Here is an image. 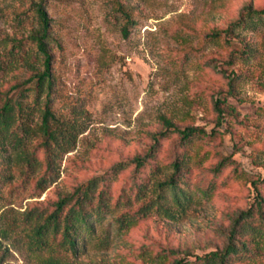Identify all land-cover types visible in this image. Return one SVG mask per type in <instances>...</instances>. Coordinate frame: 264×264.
Wrapping results in <instances>:
<instances>
[{
	"label": "rangeland",
	"instance_id": "374dc122",
	"mask_svg": "<svg viewBox=\"0 0 264 264\" xmlns=\"http://www.w3.org/2000/svg\"><path fill=\"white\" fill-rule=\"evenodd\" d=\"M40 1L0 0V61L19 41L31 52L26 65L0 67V105L13 85L26 86L24 80L44 69L33 38ZM247 4L261 9L264 0H44L53 84L51 95L45 90L36 102L29 95L30 130L15 124L18 137L0 154V264H174L222 247L217 229L248 206L251 181L264 196V24L226 32ZM122 11L135 21L127 36ZM215 32L222 35L210 37ZM226 36L255 49L246 61L221 65L239 74L233 89L209 64L228 59ZM45 109L54 116L50 126L66 137L62 146L50 144L53 155L39 129ZM165 120L218 133L180 145L175 132L145 167L127 163L112 171L144 156ZM176 153L184 159L179 189L189 197L180 205L168 192L158 199ZM224 156L231 160L217 170ZM100 175L110 210L92 223V233H82L79 249L73 252L60 236L37 241V215ZM150 200L174 217L152 210L129 225L118 220ZM249 247L250 257L231 264H264V233Z\"/></svg>",
	"mask_w": 264,
	"mask_h": 264
},
{
	"label": "trees",
	"instance_id": "16d2710c",
	"mask_svg": "<svg viewBox=\"0 0 264 264\" xmlns=\"http://www.w3.org/2000/svg\"><path fill=\"white\" fill-rule=\"evenodd\" d=\"M35 14L39 28L35 31L33 38L36 46L37 54H42L44 57V69L40 72L33 73L28 79L24 80L26 86H21V83L13 85V93L5 94L0 105V154L5 148V144L14 136V140L18 137L14 134L15 124L20 126L22 131L29 132L30 127L28 122L32 117V105L29 104V95L36 102L40 98L42 92L48 90L51 95L53 79L51 76V54L47 50L48 32L50 19L47 15L44 6V0L36 3ZM124 18L122 24V33L129 34L130 26L135 25L134 19L127 11L121 13ZM264 24V7L261 9L253 8L251 4L245 5L239 14V17L227 28L229 34L234 30L245 28H257ZM222 32H215L210 37L219 38ZM226 44L232 48L230 55L226 61L220 63L216 60L210 61V66L229 79L230 88L237 80H240L239 74L228 73L221 65L231 66L237 59L246 61L252 56L254 48L244 40L236 41L228 36L225 37ZM234 48V49H233ZM30 51H27L24 42L15 43L12 48L4 53V57L0 61V67L6 68L8 71H13L16 68L26 65L30 60ZM222 99L215 100V109L218 113V118L223 119V109L221 108ZM54 120V116L50 109H45L42 115V123L39 129L44 134V146L48 155H53L51 145L62 146L64 143L60 139L66 138L64 135H59L58 129L50 126V121ZM219 121V120H218ZM165 129L153 135L154 143L149 151L144 156H137L129 162L122 161L112 167V171L118 172L125 168L128 164H135L136 170L145 167L147 162L152 159L157 151L158 145L162 139L167 138L170 134H179V144H185L195 138H205L206 136L216 135L218 132L212 130L207 133L204 129L196 127H176L171 121H164ZM69 137V135H68ZM231 157L224 156L217 166L219 170L224 163L230 162ZM51 164L48 166V171L53 166L52 160L48 159ZM184 159L181 154L176 153L172 161V175L166 181L160 183V194L158 199H161L164 192H168L175 203L181 204V197L184 201L188 200V196L179 189V182L183 177ZM4 175L0 171V179ZM45 177L39 180L44 181ZM105 178L103 176H94L80 185L75 187L69 195L59 198L53 205V210L43 217V214H38V224L35 225L34 231L37 236V241L45 243L51 237L56 239L60 236V242L65 243L73 252H76L80 243L84 240L85 232H93V224L96 220H100L105 213L109 212V193L105 186ZM253 188L251 191L250 203L245 209L237 210L231 217V222L227 227H219L217 233L224 239L223 245L219 249L206 252L202 255H194L192 259L181 258L174 261V264H231L234 260H242L250 257L251 248L249 244L256 238L261 237L264 233V196L256 189V183L251 181ZM152 210L162 212L168 217H174V212L169 207L160 205L158 200H150L142 205L136 212L125 214L118 220L122 225H129L135 220V217H146ZM42 219V221H41Z\"/></svg>",
	"mask_w": 264,
	"mask_h": 264
}]
</instances>
